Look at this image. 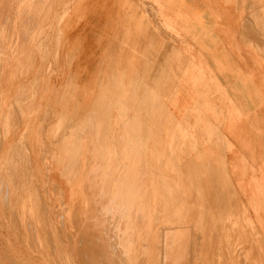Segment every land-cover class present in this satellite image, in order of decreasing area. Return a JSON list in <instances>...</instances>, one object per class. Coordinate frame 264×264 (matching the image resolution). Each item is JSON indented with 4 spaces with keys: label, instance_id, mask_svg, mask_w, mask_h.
<instances>
[{
    "label": "crops",
    "instance_id": "0c3cea01",
    "mask_svg": "<svg viewBox=\"0 0 264 264\" xmlns=\"http://www.w3.org/2000/svg\"><path fill=\"white\" fill-rule=\"evenodd\" d=\"M20 1L17 0L22 5ZM76 1H81L84 8L74 12L77 7L74 1L73 10L62 22L61 45L53 46L52 35L48 33V42L52 45L24 49L20 65L0 63L3 119L0 121V158L4 162L5 180L10 179L12 183L0 191V198H35L33 190L18 192V171L7 168L18 167L20 162L14 160L16 156L34 159L39 155L51 158L49 162H31L33 181L48 183L47 189L39 191V198L51 200L55 194L57 200L76 210L85 198L116 197L117 194L93 193L87 189L97 169V151H102L104 157L116 156V152L124 149L125 136L134 133V129L139 138L137 142L144 144L145 127L160 134L164 143L172 139L169 146L181 151L183 133L198 137L199 132L203 134L209 127H215L227 140L228 155L223 169L217 164L214 167L212 179L207 181L206 198L213 200L216 212L231 224L224 230L255 233L264 241V45L261 33L238 29L224 36L214 32L209 36H196V42L192 41L193 36L158 27V30L145 32V16L141 21L139 15L145 12L141 0H109L110 7L100 16L95 8L96 0ZM13 3L0 0V6ZM183 3L206 6L210 22L227 30L234 25L230 7L243 12L242 23H247L253 20L240 7L263 5L262 0H149L153 7L169 8ZM160 20L162 23V18ZM57 21V17L56 20L52 17L49 25ZM82 22H94V27L78 29ZM140 22L143 23L141 29L135 30ZM146 22L150 25L152 21ZM164 31L170 38L167 43L159 39ZM145 53L154 55L161 67L152 82L145 76ZM31 75L39 84L34 91L33 104L14 114L12 108L24 102L21 97L28 90L21 80ZM65 77L73 84V91L64 92L66 84L61 87L60 81ZM64 94L67 96L63 97ZM45 107L55 118L48 128L39 123V113ZM121 109L127 112L121 113ZM13 117L24 126L19 131L21 148L13 143L17 131L11 121ZM3 125L11 127L5 136L1 130ZM54 136L59 137L56 144L52 143ZM203 138L199 139L200 143L204 142ZM127 143L132 146L135 139L129 135ZM151 153L152 150L148 152L149 157L156 152ZM55 174H62L64 178H57ZM17 214L15 212L14 216ZM75 222L57 224L55 229H78L80 223L74 225Z\"/></svg>",
    "mask_w": 264,
    "mask_h": 264
},
{
    "label": "rangeland",
    "instance_id": "374dc122",
    "mask_svg": "<svg viewBox=\"0 0 264 264\" xmlns=\"http://www.w3.org/2000/svg\"><path fill=\"white\" fill-rule=\"evenodd\" d=\"M21 1L22 5L11 0L13 5L0 6V48L7 49L0 50V63L20 65L24 49L51 44L48 33L52 35L53 46L61 45L62 22L73 10L74 1L77 5L74 12L84 8L81 1L76 0ZM141 3L145 12L139 15L141 21L145 16V32L160 28L182 36H193L192 41L197 42L196 36H209L214 32L225 36L238 29L250 30L261 33L264 45V0L258 7H240L252 22L242 23L243 12L230 7L234 25L228 30L210 22L206 6L183 3L168 8L153 7L149 0H141ZM95 4H98L95 7L98 16L110 7L109 0H96ZM123 9L125 11V7ZM190 16L194 17L189 19ZM52 17L58 20L53 26L49 25ZM147 20L153 22L151 26ZM93 24L82 22L78 29L93 28ZM142 25V22L137 23L134 29L140 30ZM94 30L97 31L96 26ZM159 37L166 43L170 41L166 32ZM148 54L145 53V76L152 82L161 67L154 55ZM31 77L21 80L28 90L22 94L24 102L12 108L14 114L33 104L34 91L39 84ZM65 79L60 85L66 84L64 92L66 89L71 91L73 84L67 81L68 77ZM120 112L125 113L127 109ZM39 115V123L46 128L55 120L46 107ZM0 121H3L1 114ZM11 121L17 129L13 143L21 148L19 131L24 126L17 117ZM8 129L11 127H1L3 136ZM207 130L203 134L199 132L198 137L183 133L181 151L169 146L172 139L164 143L160 134L147 127L144 144L137 142L139 138L134 129V133L125 136L124 149L116 152L118 156L113 152L116 156L104 157L102 151H97V169L91 175L87 189L117 196L85 198L80 208L75 207L76 210L57 200L55 194L51 200L39 198V191L47 189L48 183L33 181L31 162L44 163L51 158L45 155L34 159L16 156L14 160L20 162L18 167L7 169L18 171V192L33 190L36 195L35 198H0V264H264V241L255 233L224 230L231 224L216 212L213 200L206 198L214 167L217 164L220 169L224 168L229 147L215 127ZM129 135L135 139L132 146L127 143ZM199 136L204 137V142H199ZM53 138L52 143L59 142V137ZM149 150L152 155L156 152L153 157L148 156ZM3 164L0 158V191L12 186L10 179L5 180ZM53 176L64 178L62 174ZM15 212L18 214L14 216ZM73 221H76L74 225L80 223L78 229H55L57 224Z\"/></svg>",
    "mask_w": 264,
    "mask_h": 264
},
{
    "label": "bare ground",
    "instance_id": "6f19581e",
    "mask_svg": "<svg viewBox=\"0 0 264 264\" xmlns=\"http://www.w3.org/2000/svg\"><path fill=\"white\" fill-rule=\"evenodd\" d=\"M227 141V140H226ZM87 194V193H86ZM106 194V193H105ZM95 195V194H94ZM95 197V196H94ZM105 197V196H104ZM88 200V199H87ZM95 205V204H94ZM150 206V205H149ZM91 207V206H90ZM103 207V206H102ZM91 211V210H90ZM93 211V210H92ZM115 211V210H114ZM96 213V212H95ZM102 214V213H101ZM146 214V213H145ZM152 214V213H151ZM93 215V214H92ZM74 219V218H73ZM90 222V221H89ZM118 229V228H117ZM145 229V228H144ZM87 234V233H86ZM100 237V236H99ZM153 237V236H152ZM151 240V239H150ZM133 242V241H132ZM115 248V247H114ZM153 248V247H152ZM89 253V252H88ZM106 253V252H105ZM150 254V253H149ZM114 259V258H113ZM98 263V262H97ZM115 263V262H114Z\"/></svg>",
    "mask_w": 264,
    "mask_h": 264
}]
</instances>
